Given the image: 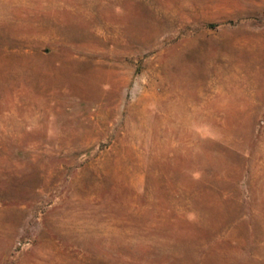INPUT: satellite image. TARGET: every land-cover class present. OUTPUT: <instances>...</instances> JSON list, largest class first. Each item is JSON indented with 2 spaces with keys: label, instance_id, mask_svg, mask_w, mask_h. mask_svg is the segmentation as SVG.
<instances>
[{
  "label": "rangeland",
  "instance_id": "obj_1",
  "mask_svg": "<svg viewBox=\"0 0 264 264\" xmlns=\"http://www.w3.org/2000/svg\"><path fill=\"white\" fill-rule=\"evenodd\" d=\"M0 264H264V0H0Z\"/></svg>",
  "mask_w": 264,
  "mask_h": 264
}]
</instances>
